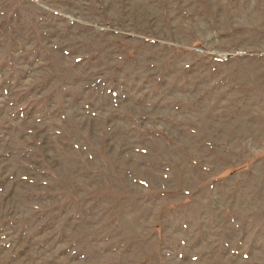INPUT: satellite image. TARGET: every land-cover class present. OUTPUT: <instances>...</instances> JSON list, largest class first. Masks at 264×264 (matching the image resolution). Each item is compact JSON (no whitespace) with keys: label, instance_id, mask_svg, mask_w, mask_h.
I'll use <instances>...</instances> for the list:
<instances>
[{"label":"rangeland","instance_id":"obj_1","mask_svg":"<svg viewBox=\"0 0 264 264\" xmlns=\"http://www.w3.org/2000/svg\"><path fill=\"white\" fill-rule=\"evenodd\" d=\"M0 264H264V0H0Z\"/></svg>","mask_w":264,"mask_h":264}]
</instances>
